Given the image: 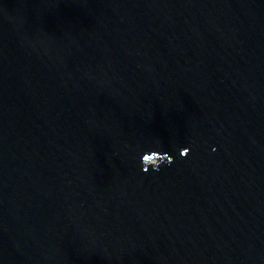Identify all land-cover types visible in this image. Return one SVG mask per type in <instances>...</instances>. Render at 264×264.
I'll use <instances>...</instances> for the list:
<instances>
[{
    "label": "water",
    "instance_id": "95a60500",
    "mask_svg": "<svg viewBox=\"0 0 264 264\" xmlns=\"http://www.w3.org/2000/svg\"><path fill=\"white\" fill-rule=\"evenodd\" d=\"M0 264H264V0H0Z\"/></svg>",
    "mask_w": 264,
    "mask_h": 264
},
{
    "label": "clouds",
    "instance_id": "9594fccd",
    "mask_svg": "<svg viewBox=\"0 0 264 264\" xmlns=\"http://www.w3.org/2000/svg\"><path fill=\"white\" fill-rule=\"evenodd\" d=\"M153 153H158V152H156V151H152L151 152V154H144L143 155V157H142V165H143V171L145 172V173H147L148 172V170H146L145 169V167H144V157L146 156V155H152ZM162 157H163V155H161ZM181 156H183V157H188L189 156V150L188 149H184L182 152H181ZM166 157H168V156H166ZM173 162V160L170 158V157H168V159H166V160H162L161 162H160V164L157 166V167H153V168H151V169H153L154 171H159L160 170V168H161V166L162 165H164L165 163H167V164H171Z\"/></svg>",
    "mask_w": 264,
    "mask_h": 264
}]
</instances>
